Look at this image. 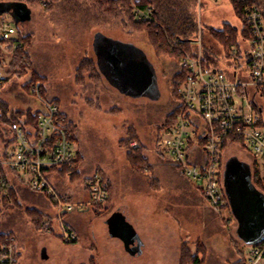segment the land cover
Here are the masks:
<instances>
[{
	"label": "rangeland",
	"instance_id": "rangeland-1",
	"mask_svg": "<svg viewBox=\"0 0 264 264\" xmlns=\"http://www.w3.org/2000/svg\"><path fill=\"white\" fill-rule=\"evenodd\" d=\"M23 1L0 0V3ZM195 1L198 31L192 36L193 41L200 37L205 57L207 53L211 57L206 58L209 65L235 79L234 72L241 74L242 71L238 64L224 60L225 49L213 32L222 30L225 24L240 28L242 21L230 0ZM29 8L31 21L16 24L10 13L3 16L5 22L26 39L29 71L23 77L10 76L0 93V102L8 104L9 110L27 111H24L23 98L29 103L31 98L37 100V97L31 95L26 83L33 74L42 79L34 80L43 84L42 98L59 105L79 150L74 169L76 176L69 177V172L59 177L53 174V183L65 182L68 187L82 189L98 174L107 182L111 199L108 206H102L96 213L94 207L76 210L82 217L78 221L83 234L79 247L78 242L61 241L35 226L27 210L38 211L33 204L44 207L42 200L33 199L27 187H17L21 179L5 170L14 198H9V192L0 191V234L11 233L17 238L22 264H90L92 257L96 264H177L175 257L178 252L180 257L182 247L202 264H240L248 245L238 236V222L231 211L224 216L213 212L197 183L187 178L172 158L158 149V142L166 132L164 123L179 105L173 95L172 77L174 69L178 73V60L155 53L147 34L132 27L129 14L122 12L107 17L95 0H56L55 4L52 0L48 7L31 1ZM99 33L114 46L113 52L131 44L140 50L142 59L155 66L157 82L154 83L158 84L159 91L151 84L144 85L142 95L133 97L119 90L113 75L107 80L98 65L102 55L101 48L95 44ZM240 43L244 45L242 40ZM192 46L198 50L197 46ZM0 59L6 63L11 61V53L3 43ZM88 63L94 65L95 73L79 71ZM104 67L110 72L107 63ZM262 117L264 119V112ZM8 130V124L0 119V158L5 143L10 140ZM133 143L138 148H133ZM137 149L146 162L134 166L128 154ZM223 157L224 166L250 168L253 179L256 172L259 184L255 185L264 193V160L238 146L226 148ZM75 183L77 185H73ZM85 196L81 194V198L87 200ZM121 206L128 208L132 223L138 228L157 220L161 225L160 231L153 230L147 237L143 231V250L135 256L117 239L107 237L106 225L97 217L109 218ZM92 243V256L85 260L82 248ZM164 245L168 253L160 255L158 249Z\"/></svg>",
	"mask_w": 264,
	"mask_h": 264
},
{
	"label": "built area",
	"instance_id": "built-area-1",
	"mask_svg": "<svg viewBox=\"0 0 264 264\" xmlns=\"http://www.w3.org/2000/svg\"><path fill=\"white\" fill-rule=\"evenodd\" d=\"M38 2L48 7L52 0ZM130 10L135 21L154 28L161 26L154 7H141L137 0H130ZM4 15L0 14V44L19 36L17 29L5 22ZM242 16L250 32L249 50L241 52L239 46H232L224 51V60L238 64L242 71L241 74L234 72L235 79L206 63L200 37L191 43L198 47V50L193 48V54L179 50V73L184 78L176 82L179 105L175 124L158 142L159 151L171 157L183 174L197 183L208 206L222 216L231 211L223 182L225 149L232 145L243 147L264 160V16L256 5H246ZM226 39H230L228 34ZM180 43L176 40L172 46L179 49ZM20 46L15 44V47ZM9 79L6 63L0 66V92ZM26 84L42 109L31 111L30 118L23 117L9 129L11 143L0 158V190L9 179L5 170L16 174L31 192L47 197L57 212L58 231L46 219L43 233L57 232L63 241L74 242L77 235L65 225L62 217L78 209L104 206L110 200L108 184L101 175L91 177L86 185L88 198L84 202L57 191L51 176L64 169H69V177L73 175L79 159L78 145L59 105L42 98L43 84L32 78ZM195 118L202 127L195 125ZM195 145L205 149L204 166L190 158ZM132 146L138 148L136 143ZM244 261L245 264H264V239L247 247ZM0 264H22L17 238L11 233L0 234Z\"/></svg>",
	"mask_w": 264,
	"mask_h": 264
},
{
	"label": "trees",
	"instance_id": "trees-1",
	"mask_svg": "<svg viewBox=\"0 0 264 264\" xmlns=\"http://www.w3.org/2000/svg\"><path fill=\"white\" fill-rule=\"evenodd\" d=\"M36 2L39 4L38 0H24L28 6L30 2ZM141 7L152 6L156 9L158 13L157 19L159 20L161 26L159 28H154L152 26H148L137 22L131 15L129 0H95L96 5L99 7L101 12H103L107 17L108 16H117L120 13L124 12L129 14L130 21L132 23V27L136 31L145 32L149 38V44L152 46L155 53L158 55H166L171 58H176L179 60L180 52L179 50H184L193 54L192 36L198 31V22L194 14L191 11L192 0H137ZM231 4L239 16L240 20L243 24V29L240 34L243 41H247L250 38V32L245 26L243 22V8L246 5H256L260 7L262 14L264 16V0H245L244 2L240 0H230ZM56 0H53L55 4ZM196 2V1H195ZM215 39L220 42L222 47L226 50L232 46H239L238 37L239 31L237 28L230 26L229 24H225L222 30L214 31ZM229 35L230 39L227 40L226 36ZM23 37H18V39L3 42L9 49L11 53V61L8 63L9 74L10 76H18L23 77L29 71V56L26 53V45L27 42ZM176 40H180L181 43L179 45V49L172 46V43ZM20 44V47H15V44ZM206 58L207 55H206ZM206 63L209 64L208 60ZM6 62L3 59H0V66L4 67ZM89 71L90 73H95L96 68L92 63H88L87 65H82L79 71ZM184 76L182 73H178L175 81H174V97L178 99L177 89L178 86L176 84L177 81L183 80ZM32 80H41L37 76L33 74ZM9 105L6 103L0 102V119L8 124V128L10 129L14 123L20 122L23 117L27 116L31 117V111L20 112L15 110H9ZM177 109L170 115L168 121L164 123L163 129L168 132L171 130L173 125L175 124V113ZM9 131V130H8ZM72 134L73 130L71 128ZM75 138V136H74ZM10 140L5 143L4 150L8 148L10 145ZM130 162L134 166L142 165L146 162L145 158H143L141 150H131L129 151ZM69 169H64L63 173L68 174ZM2 173V169L0 168V174ZM74 174V173H73ZM76 175L74 174L73 177ZM256 172L254 173V182L258 183ZM259 184V183H258ZM260 191L261 189L257 187ZM11 188L8 187V182L5 183V186L1 188L0 191L4 190L9 192L8 196L10 199L14 198V193L11 192ZM262 192V191H261ZM97 210L101 209L102 206H97ZM29 217L32 222L35 224L37 228H43V224L45 223V216L40 214L36 210H27ZM77 240L71 242L72 244H76ZM242 253V252H240ZM243 255V253H242ZM243 257V256H242ZM240 264H245L244 257L240 260ZM90 264H96L94 258L90 259ZM179 264H202L197 257H194L192 254H189L187 250L182 247L180 250V263Z\"/></svg>",
	"mask_w": 264,
	"mask_h": 264
},
{
	"label": "water",
	"instance_id": "water-1",
	"mask_svg": "<svg viewBox=\"0 0 264 264\" xmlns=\"http://www.w3.org/2000/svg\"><path fill=\"white\" fill-rule=\"evenodd\" d=\"M5 13H10L16 24L32 19V11L25 2L0 3V14ZM107 42L103 34L97 35L95 44L101 48L102 54L98 65L107 80L113 75L119 90L133 97L142 95L144 85L151 84L154 90L157 89L152 65L142 59L140 50L131 44L113 52L114 46ZM105 63L110 72L104 67ZM226 167L225 191L231 213L238 222L237 234L246 245H256L264 239V193L254 185L250 168L246 170L228 164ZM106 225L110 237L120 239L129 254H140L143 243L130 221L127 207H119Z\"/></svg>",
	"mask_w": 264,
	"mask_h": 264
},
{
	"label": "crops",
	"instance_id": "crops-1",
	"mask_svg": "<svg viewBox=\"0 0 264 264\" xmlns=\"http://www.w3.org/2000/svg\"><path fill=\"white\" fill-rule=\"evenodd\" d=\"M194 1L195 0H192L191 2H192V4H191V11H192V13L194 14V10H195V7H194ZM233 27V26H232ZM235 28H237V27H235ZM238 29V31H241L242 32V29H243V24H242V22H241V27L240 28H237ZM219 31V30H218ZM19 36H20V34H19ZM18 36V37H19ZM241 40H242V37L240 36V34H239V38H238V43H239V48H240V50H241V52H246V51H248L249 50V41H243L244 42V45H241ZM1 46H3V45H1ZM193 48V47H192ZM221 48L223 49V47L221 46ZM224 51V50H223ZM207 55V57L208 58H211L209 55H208V53L206 54ZM204 56H205V52H204ZM206 58V57H205ZM213 62H215V61H213ZM215 68H217V67H215ZM177 69H178V73L180 72V69H179V66L177 65ZM218 69V68H217ZM176 70V69H175ZM177 73V74H178ZM1 93V92H0ZM28 96V95H27ZM29 97V96H28ZM31 98V97H30ZM23 100H24V105H25V107H24V111L25 110H32V111H36V110H40V109H42V106H41V104H40V102L38 101V100H36L35 98H31V100H30V102L29 103H27V101H26V99H24L23 98ZM36 105V106H35ZM36 107V108H33V107ZM26 112V111H25ZM195 125L199 128V127H202V123L200 122V120L198 119V118H195ZM233 148L234 147V145H232V146H228L227 148ZM190 158H191V160L194 162V163H196V164H198V165H200V166H204L205 165V163H206V152H205V149H204V147L203 146H194L193 147V149H192V151L190 152ZM11 174V173H10ZM54 174H56L58 177L59 176H66V174H64L63 172H56V173H54ZM104 178V177H103ZM71 178H69V180H70ZM88 179V178H87ZM87 179H86V181H87ZM61 180V179H60ZM254 180V179H253ZM23 181V180H22ZM21 180L20 181H17V187H19V188H22V187H27V185L24 183V182H22ZM71 181V180H70ZM60 184H58V183H54V185H55V187H56V189H57V191L62 195V196H65V197H69V198H71V199H73V200H75V201H77V202H84V201H86V200H84L83 199V197L81 198V194L83 195V193H84V196L85 195H87V198H88V194H87V192L85 191V188L86 187H84V188H79V186H72V187H68L67 186V183H65V182H60V181H58ZM23 183V184H22ZM78 183V182H77ZM77 183H75V184H73V185H77ZM72 185V184H71ZM86 186V185H85ZM28 191H29V193L30 194H32V198L34 199V198H38V199H40V200H42V202H43V205H44V207H42L41 205H38L37 203H35V204H33V206H35L34 208L35 209H37L38 211H40L44 216H45V219H48V220H50V222H51V224L54 226V227H56V230L58 231V226H59V224H58V222H57V212L55 211V209H54V207H53V205L51 204V202L49 201V199L47 198V197H45L44 195H42V194H33L31 191H30V189L27 187L26 188ZM86 197V196H85ZM84 197V198H85ZM111 199V198H110ZM84 200V201H83ZM110 201V200H109ZM109 201L105 204V206L107 205L108 206V203H109ZM38 207H41L40 209L38 208ZM118 209V208H117ZM117 209H115L113 212H112V214L117 210ZM79 212H76V211H74V212H72V213H69V214H65L63 217H62V221L65 223V225H67V226H69L75 233H76V235H77V244L76 245H78L79 247H80V239L82 238V236H83V234H82V231L80 230V228L78 227V221H80L81 220V215L80 214H78ZM95 213H96V211H95ZM111 214V215H112ZM96 216H97V214H95ZM129 216H130V214H129ZM97 217H99L100 219H101V221H102V223H104L105 225H106V221L108 220V218H102V217H100V216H97ZM130 221H131V223H132V219H131V217H130ZM132 225H133V227L135 228V230H136V232L138 233V235H139V237L142 239V237H143V231H144V234L146 235V237H147V234H151V231H153L154 230V232L156 231V230H158V231H160L161 230V225H160V223H158V220L157 221H153V222H151L150 224H149V226H147L146 225V227H142V228H138L137 226H136V224L134 223H132ZM106 229H107V237H110L109 236V231H108V226L106 225ZM164 229L166 230L167 229V226L165 225L164 226ZM140 230H142V231H140ZM160 233V232H159ZM48 235H51V234H48ZM52 235H54L55 237H57L58 239H60L61 240V238H59L58 237V234H57V232L55 233V234H52ZM95 236V235H94ZM111 239H117L122 245H123V247H124V244H123V242L120 240V239H118V238H112V237H110ZM62 241V240H61ZM144 242V241H143ZM145 243V242H144ZM166 243V242H165ZM160 244H162V242H160L159 243V245ZM83 246V245H82ZM143 246V245H142ZM144 246H145V244H144ZM94 247V244L92 243V244H90V245H87V246H84L82 249H83V252H84V254H85V260H89L90 258H91V256H92V251H91V248H93ZM145 248L146 247H144V250H145ZM141 250H143V249H141ZM158 251H159V254L160 255H165V253L167 254L168 253V250H167V245H164L162 248H161V246L159 247V249H158ZM175 260L177 261V264H179L180 263V257H179V252H178V257H175Z\"/></svg>",
	"mask_w": 264,
	"mask_h": 264
},
{
	"label": "flooded vegetation",
	"instance_id": "flooded-vegetation-1",
	"mask_svg": "<svg viewBox=\"0 0 264 264\" xmlns=\"http://www.w3.org/2000/svg\"><path fill=\"white\" fill-rule=\"evenodd\" d=\"M150 65H152V71H153V75H154V77H155V80H156V82H157V72H156V69H155V66H154V64L152 63H150ZM174 72L172 73V77H173V81H175V78H176V76H177V73H176V71H175V69L173 70ZM158 84H156V86H157ZM157 89V91H159V89H158V87H156ZM226 172H227V167H226V165L224 166V170H223V182H224V186H225V180H226ZM253 183H254V181H253ZM254 185H255V183H254ZM256 186V185H255ZM257 187V186H256Z\"/></svg>",
	"mask_w": 264,
	"mask_h": 264
}]
</instances>
